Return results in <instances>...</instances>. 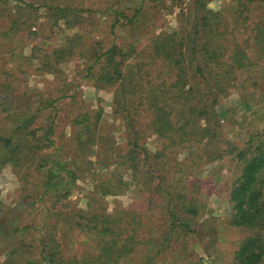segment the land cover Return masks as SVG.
<instances>
[{"label": "rangeland", "instance_id": "1", "mask_svg": "<svg viewBox=\"0 0 264 264\" xmlns=\"http://www.w3.org/2000/svg\"><path fill=\"white\" fill-rule=\"evenodd\" d=\"M138 1H0V138L10 139L8 143L0 141V234L8 232L16 237L20 235L19 228H28L26 241L0 250V264H9V255H16V264H41L31 239L37 235L34 234L37 233L35 226L39 228L43 218L46 237L58 241L63 260L71 255H97L96 240L73 219L78 220L82 214L92 212L99 213L102 218L97 219L102 221L112 216L110 211L114 207L125 210L124 216L133 219L131 224L134 226L130 225L127 231L135 230L132 234L136 236L135 240L143 238L141 242L138 240L139 243L136 241L138 254L122 259L118 264H138L144 250L154 252L150 247L156 242L157 225L163 223L165 215L157 205L159 194L153 192L151 185L144 187L131 181L127 189L110 195H101L99 191L102 190L95 187L100 180L110 188L118 178L131 179L130 171L120 165L125 159L129 130L126 114L114 110L113 97L119 79L116 74H110L113 66H107L105 71L109 72L101 78L98 66L88 69L93 57L110 46L114 35L121 46L135 41L120 25L114 27L115 31L111 29L115 14L109 8H121L130 15ZM175 1L147 0L153 6L147 23L153 36L163 37L179 29L178 8L171 6L170 10L169 7ZM228 1L211 0L208 7L221 10ZM58 5L75 9L76 13L65 15L70 26H66L62 18L55 21V17L46 15L59 13L56 11ZM13 18L20 19L15 32L10 31ZM143 32L138 34L145 43L147 37ZM44 57H47L46 65L50 71L38 67V59ZM132 61L118 67L128 74L125 87L132 92L127 98L129 117L134 129L141 133L143 144L150 152H155L162 149L164 142L152 130L154 119L144 109L142 93L151 89L150 79H156V82L167 79L169 82L170 66L165 61L152 64L151 74L141 79L131 66L124 68ZM156 73L161 78H157ZM166 88L163 85V89ZM243 92L256 98L255 105L251 104L254 101L240 103L238 93L233 90L221 97L216 105L220 134L209 148L221 154V158L194 161L197 157L192 151L203 145L198 139L192 142L194 148L190 144L181 147L190 149L186 150L190 152L188 156L178 154V148L164 150L167 153L165 170L172 174L175 183L168 180V185L186 187L187 197L194 194L200 202H206V207L196 232L184 239L185 244H182L183 239H172L168 248L166 244L161 246L166 254L157 256L159 264H226L241 239L253 233L251 229L229 223L232 214L229 193L242 168L238 152L252 151L249 147L257 138L248 140V134L254 133L255 126L264 125V105L259 102L264 94L261 95L259 87L252 86ZM20 119L31 123L21 127ZM50 121H53V132L49 137L54 145L43 147V134ZM260 140L264 142V137ZM19 143H23L21 151L16 149ZM27 146L31 147L30 158L23 155ZM158 160L161 166L156 168L162 171L163 158ZM139 169L143 170V167L139 165ZM111 236L109 233L99 235L97 242L110 240ZM205 246L209 254L204 251ZM181 256L187 258L182 261Z\"/></svg>", "mask_w": 264, "mask_h": 264}, {"label": "trees", "instance_id": "2", "mask_svg": "<svg viewBox=\"0 0 264 264\" xmlns=\"http://www.w3.org/2000/svg\"><path fill=\"white\" fill-rule=\"evenodd\" d=\"M0 1L3 3L4 0ZM210 1L176 0L170 4V10L171 6L178 8L177 16L180 18L181 25L179 29L163 37L153 36L151 28L148 29V15L151 13L149 10L153 6L147 0H139L130 15L121 8L114 9L110 6L109 9H113L115 14L111 29L115 31L114 27L120 25L122 30L125 29L127 33H130L135 41L121 46L116 43L114 35L110 46H106L101 50L103 53L93 57L88 69L98 66V73L101 72L99 78H101L108 74L109 71H105L107 66L111 68L113 66L110 74L111 76L116 74L119 79L113 97L114 110L122 115L126 114V128L129 130L127 131L126 156H123L125 159L122 163L120 162V165H125L124 170L130 171L131 179L125 181L122 177L118 178L117 183L111 184L110 188L104 185L103 180H100L95 187L102 190V192L99 191L101 195H110L117 194L124 188L127 189L131 181L144 187L151 185L153 192L159 194L157 205L165 215L163 223L157 225L156 242L150 247L154 252L144 250L142 254L139 253L138 264H159L157 256L166 254L161 246L166 244L168 248L172 239L184 240L190 233H195L200 224V216L203 215L206 207V202H200V198L198 200L193 196L194 194L188 198L186 187L179 184L177 187L168 185L169 181L171 184L174 181L172 174L165 170L167 166L165 154L167 153L164 150L178 148V154L188 156L190 152L186 150L190 151V149L183 150L181 147L187 144L193 147L192 142L198 139L203 145L200 149L195 148L192 151L197 157L194 161L207 162L221 158V154L209 148L220 134L216 105L221 97L233 90L238 93L239 101L244 105L256 99H253L251 93H244V89L251 86L259 87L261 95L264 94V0H229L227 6L221 10L210 9L208 7ZM57 7L56 11L60 14L47 12L46 15L55 17V21L62 18L64 24L70 26L71 22L65 15L67 12L76 13L75 9L69 5ZM19 20V18H13L10 31L18 30ZM138 30L144 31L147 37L145 43L141 40L142 35L138 34ZM67 41L73 40L67 39ZM33 48L38 49L36 45ZM44 58L38 59V67L50 71L46 65L47 57ZM130 59L133 60L132 64L125 65L124 68L131 66L141 79L151 74L152 64L155 66L165 61L170 66L169 82L167 79L159 82H156V79L153 81L150 79L148 82L151 84V89L142 93L144 109L149 112L150 118L154 119L151 121L154 125L152 130L157 134L158 139L164 142L162 149L155 152H150L143 144L141 133L134 129L132 119L129 117L127 98L132 92L125 87L128 74L118 67L121 68L120 64H125ZM156 76L161 78L158 73ZM163 85L167 88L163 89ZM1 102L6 104L4 101ZM259 102L264 105V95ZM251 104L255 105V101ZM30 123L31 121L23 119L21 127ZM262 126H255L254 133L248 134V140L257 138L249 147L252 151L238 152L237 156L242 158V168L232 182L229 193V202L232 207L229 223L235 227L251 229L253 233L241 239L233 250L230 262L226 264H262L264 261V142L260 140L264 137V125ZM52 132L53 121H50L47 131L43 134V147L54 145L49 137ZM2 140L4 143L10 141L9 137L0 138V141ZM90 141L92 142L93 139ZM22 144L17 145L18 151H21ZM24 146H26L25 143ZM24 148V157L30 158L31 147ZM158 158H163L162 171L156 168L161 166ZM139 165L145 171L139 169ZM115 167L118 168L117 164ZM48 173L53 176L51 171ZM110 213L112 216L105 217L102 221L97 219L102 218L99 213L95 215L92 212L87 215L82 214L83 216L78 220L73 219L87 231L88 235H91L92 239L96 240L97 255H71L64 260L59 253L58 241L46 237V221L43 218L38 224L40 227L35 226L37 233L35 231L34 234L37 235L31 239V243L35 244L39 262L41 264H118L122 259L138 254L136 253L137 243L143 238L135 240L136 236L132 235L135 230L127 231V228L133 225L131 224L133 219L128 215L125 217V210L117 207H114ZM27 229L22 227L17 230L20 232V235L16 236L18 239L8 232L0 234L2 243L0 250L26 241ZM108 233L112 235L110 240L101 239L99 243L97 242L99 235L106 236ZM183 243L185 244L186 241ZM203 249L209 254L206 246ZM8 258L9 264H16V255H9ZM185 258L187 256L183 258L181 256L180 259L183 261Z\"/></svg>", "mask_w": 264, "mask_h": 264}]
</instances>
